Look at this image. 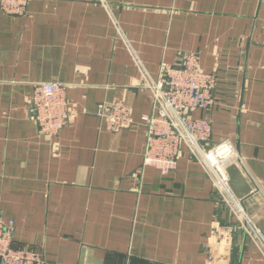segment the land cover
Instances as JSON below:
<instances>
[{"label":"crops","instance_id":"0c3cea01","mask_svg":"<svg viewBox=\"0 0 264 264\" xmlns=\"http://www.w3.org/2000/svg\"><path fill=\"white\" fill-rule=\"evenodd\" d=\"M189 53L218 76L215 106L192 115L210 119L211 145L240 152L252 187L242 213L186 145L167 175L144 163L149 84ZM44 81L67 85L70 118L53 136L31 108ZM115 99L135 123L113 132L97 110ZM0 217L14 247L53 264H264V0L0 7Z\"/></svg>","mask_w":264,"mask_h":264},{"label":"built area","instance_id":"2783aa9c","mask_svg":"<svg viewBox=\"0 0 264 264\" xmlns=\"http://www.w3.org/2000/svg\"><path fill=\"white\" fill-rule=\"evenodd\" d=\"M30 0H0L9 14H25ZM199 53H189L172 66L162 69L159 79L149 84L153 90V111L143 117L147 128L144 163L164 175L176 170L184 145L203 166L222 202L237 214L243 210L230 186L228 167L240 166L236 145L225 139L211 145L210 119L194 117L196 110H211L216 104L218 76L202 68ZM67 85L44 81L34 85L31 99L33 118L42 134L56 135L70 118ZM97 115L109 131H120L135 123L132 109L121 99L98 107ZM13 223L0 217V264H53L40 251L13 246ZM264 246V240H262ZM213 255L210 253L209 261Z\"/></svg>","mask_w":264,"mask_h":264},{"label":"water","instance_id":"95a60500","mask_svg":"<svg viewBox=\"0 0 264 264\" xmlns=\"http://www.w3.org/2000/svg\"><path fill=\"white\" fill-rule=\"evenodd\" d=\"M228 173L230 176V186L239 199H243L251 193L252 187L238 165L233 164L228 167ZM236 252L237 248H234V253Z\"/></svg>","mask_w":264,"mask_h":264}]
</instances>
